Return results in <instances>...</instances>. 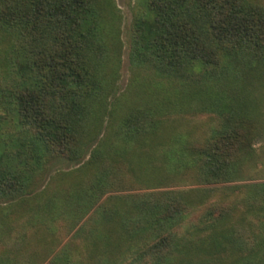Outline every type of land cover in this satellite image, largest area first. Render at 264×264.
<instances>
[{"label": "trees", "instance_id": "16d2710c", "mask_svg": "<svg viewBox=\"0 0 264 264\" xmlns=\"http://www.w3.org/2000/svg\"><path fill=\"white\" fill-rule=\"evenodd\" d=\"M114 13L112 0H0V127H12L0 129L2 232L12 227L13 205L29 203V188L44 163L79 160L96 142L69 174L70 189L41 205L53 210L57 199L66 207L75 204L76 217L85 206L93 208L91 228L77 229L88 255L81 262L264 264V180L249 175L264 118L250 113L256 103L241 96L259 91L264 77V6L248 0H145L132 21L130 56L171 85L173 129L194 114L208 115L203 126L209 129L200 139L192 131L171 137L163 107L142 103L118 117L113 136L120 145L111 146L104 133L105 119L112 120L104 69L105 34ZM225 95L233 96L220 101ZM168 138L180 145L165 148ZM160 147L164 161L174 160L176 182L189 187L108 194L120 184L140 183L135 169L157 160ZM154 173L153 181L164 177ZM39 231L37 240L43 238ZM3 240L0 264H22L28 241L4 246ZM65 248L59 259L73 264L76 251ZM54 257L38 264L56 263Z\"/></svg>", "mask_w": 264, "mask_h": 264}, {"label": "rangeland", "instance_id": "374dc122", "mask_svg": "<svg viewBox=\"0 0 264 264\" xmlns=\"http://www.w3.org/2000/svg\"><path fill=\"white\" fill-rule=\"evenodd\" d=\"M115 5V13L111 19H108L111 24L106 30V54L109 61L105 64V78H106V93L105 101L107 108L110 110L107 113L112 115V120L107 121L105 124L107 130L104 129V133L108 137V144L111 146L120 145V143L113 136V129L116 128L118 117L122 115L129 107L142 104H159V107H163L168 117H166V131L172 130L175 126L174 116L171 114L170 108L167 106L169 100H174L176 94L171 85L166 81L161 82L154 78V76L145 68L138 66L134 63L130 56V40H131V27L132 21L140 10H143L145 0H112ZM252 3H261L264 6V0H248ZM111 16V15H110ZM256 87V86H255ZM229 96L225 95L220 99L227 101ZM243 100L248 104L256 103V108H250L255 111L256 115H260L264 118V77L261 81V88L259 91L254 90L250 94L241 95ZM219 102V99H217ZM108 117V116H106ZM189 123L179 124L173 129V132L179 133L184 131H192L191 137L201 138L202 135L208 131V115L206 114H194L188 115ZM110 125L112 127H110ZM110 127V128H109ZM1 130L10 131L12 127L3 126ZM171 133V137H176ZM254 148L257 153L255 162L251 166V175L255 180H264V134L261 137L256 138L254 141ZM96 142H92L85 148V154L79 160H68L63 157H57L49 159L41 169L35 175V184L29 188L28 195L29 203L21 205H13L15 210L11 214L9 219V226L7 232L0 228V236L4 238V246H11L17 239H24L28 241L24 242V249L21 251L22 264H38L40 259L45 258L48 263L55 255L56 263L64 264L59 258L66 252L65 246L71 245L76 251L74 254L75 259L73 264H91L90 262H81L86 255L83 250L85 239L81 235L77 234V229L80 226L84 228H91L92 222H90V215L93 208L85 206V212L81 217L75 216V204L70 207L64 206L60 200H56L53 210L44 209L41 205L47 197H52L53 194L58 196L70 188H67V184L73 179L69 177V174L79 167L90 155V151ZM180 143L177 140L168 138L164 142V147H178ZM163 147H160L156 159L149 161L145 166H141L135 169V173L139 174L141 180L138 182H130L128 184H120L116 188L112 189L108 194L125 195L135 194L142 191H146V187L160 186L163 188L169 187H189V183H177L178 180L173 176L174 165L173 161L167 162L160 157L163 154ZM163 169V170H162ZM122 170H125V166H122ZM122 170H119L120 172ZM150 171L156 172L155 175H164L161 179L156 181L151 180ZM123 174L128 176L129 180H134L135 175H127L124 171ZM140 179L139 177H137ZM81 179V178H79ZM127 179V177H126ZM180 179V178H179ZM78 180V179H76ZM185 180V179H184ZM157 184H150V183ZM239 182V181H237ZM236 182V183H237ZM150 184V185H149ZM220 187H226L220 185ZM3 205L0 202V206ZM8 207L9 204H7ZM17 211V212H16ZM16 212V213H15ZM19 212V216L16 214ZM80 212V211H79ZM82 212V211H81ZM2 226H5L4 224ZM39 228L38 234L43 235L40 240L35 239V230ZM40 236V235H39ZM83 250V251H82ZM37 256L35 260V256ZM57 255L59 257H57ZM59 259V260H58ZM122 264H134L129 262H123Z\"/></svg>", "mask_w": 264, "mask_h": 264}]
</instances>
